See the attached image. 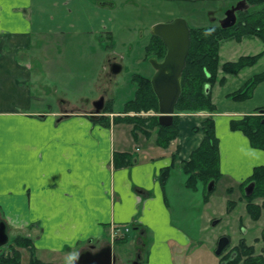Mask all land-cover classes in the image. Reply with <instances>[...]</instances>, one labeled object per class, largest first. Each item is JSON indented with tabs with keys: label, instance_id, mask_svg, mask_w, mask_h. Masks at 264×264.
Returning <instances> with one entry per match:
<instances>
[{
	"label": "crops",
	"instance_id": "0c3cea01",
	"mask_svg": "<svg viewBox=\"0 0 264 264\" xmlns=\"http://www.w3.org/2000/svg\"><path fill=\"white\" fill-rule=\"evenodd\" d=\"M55 1L0 0V219L12 240L30 239L36 254L75 257L105 243L119 249L118 243L131 237L122 227L130 225L137 235H149L141 264H177L178 257L186 263L192 239L177 224L165 185L177 169L183 177L172 193L183 195L179 205L186 209L181 163L202 140L203 132L193 128L202 120L178 115V136L161 147L156 136L133 131L131 123L91 112V102L82 96L72 102L56 90L52 95L47 55L56 56V48L45 44L63 34L51 9L62 0ZM261 90L264 81L250 98ZM244 104L232 100L212 116L219 136V180L228 178L231 187L264 164V149L230 128L231 119L254 114ZM261 107L264 101L255 113ZM15 248L21 253L24 247Z\"/></svg>",
	"mask_w": 264,
	"mask_h": 264
},
{
	"label": "rangeland",
	"instance_id": "374dc122",
	"mask_svg": "<svg viewBox=\"0 0 264 264\" xmlns=\"http://www.w3.org/2000/svg\"><path fill=\"white\" fill-rule=\"evenodd\" d=\"M226 1L228 5L235 0ZM53 2L56 4L55 0ZM221 4L222 0H62L61 4L51 9L53 15L59 18L57 21L62 22L63 34L60 35L59 40L45 44V47L56 48L54 50L56 56L50 53L47 55L49 92L52 95L56 92L61 93L72 102H75V97L79 95L83 97L84 102L90 101V104L104 96L103 107L99 112L103 119L112 118V121H115L118 117V120L127 122L131 118H140L141 130L157 137L158 128L155 119L158 109L125 108L129 100L136 97L137 83L141 84L145 78L150 79L154 71L150 60L145 59L147 55H153L155 52L158 54L157 58H163L166 53V47L165 49L162 47L161 39L152 36L151 28L155 23L183 17L190 30L195 27L216 29L217 25L209 21L207 11L211 9L217 11ZM52 24L49 22V25ZM87 34H89L88 39H84L86 37L82 36ZM154 41L159 42V48L156 47L155 51H147L148 53L144 51L145 47L151 46ZM145 44L147 45L144 47ZM261 51L263 54L256 65L243 68L238 73H227L222 69L224 62H235L240 56ZM216 54L218 66L213 71L216 79L209 89L215 106L214 111L185 112L175 109V117L187 113L189 115L187 121L188 118H194L193 120L197 122L207 117L213 119V114L217 112L216 108L223 110L229 107L232 101L229 98L231 93L245 85L252 75L264 70V42L257 37H244L239 41L222 39L219 41ZM113 56L123 59L121 70L117 74L109 72L108 57L113 60ZM53 90L56 92L53 93ZM263 101L264 93L261 90L255 97L245 101L244 107L256 112L258 108L254 109L255 106ZM88 109L91 112L95 111L92 105H89ZM255 112L254 114L260 115L258 117H264V113ZM218 119L221 118L218 116ZM201 122L195 126L196 130H200ZM131 124L133 127V123ZM216 136L219 138L218 135ZM179 175L181 174L178 170L173 169L171 173L173 180L165 185L167 200L177 224L187 230V236L192 242L190 255L185 256L187 262L182 263V258L178 257L177 264H221V261L230 254L235 255L238 252L237 246L241 242H244L246 247H254L253 256L263 254L264 240L261 232L264 227V208L261 209L257 219L248 213V201L244 196V187L248 183L246 185L239 183L238 186L231 187L228 178H223L213 185V191L209 194L208 184L204 185L197 180L195 188L187 187V208L181 209L179 201L184 199L183 195L172 193V190L179 191L175 184L178 178L183 177ZM263 200L264 197L258 196L251 201L252 204L261 206ZM214 219H218L216 224L212 222ZM128 232L131 233L130 240L122 244L118 243L119 249L116 245L113 246L116 264H120L123 260L125 264H133V261L140 263L144 258L149 235L141 237L130 228ZM221 236L229 237V244L222 253L216 255L214 251ZM9 243H12V236ZM4 249L5 253H9L7 246ZM29 252L28 248L21 249V264L29 263ZM34 255L44 262L55 264H60L68 258L70 262L66 264H73L76 257L74 253L66 258L46 255L42 252L36 254L35 250ZM245 258L246 256L243 255L241 261L236 264H243Z\"/></svg>",
	"mask_w": 264,
	"mask_h": 264
},
{
	"label": "trees",
	"instance_id": "16d2710c",
	"mask_svg": "<svg viewBox=\"0 0 264 264\" xmlns=\"http://www.w3.org/2000/svg\"><path fill=\"white\" fill-rule=\"evenodd\" d=\"M249 2L251 3L250 8L241 12L238 21L231 27L221 28L217 25L216 29L207 27L191 28L190 48L181 75V93L175 106L177 111H214L215 106L209 89L216 79L213 71L218 66L216 52L220 40L235 39L239 41L244 37H257L264 42V0H249ZM262 54L261 51L252 55L240 56L235 62H224L222 69L227 73H238L243 68L255 65ZM263 81L264 70L252 75L247 83L239 90L231 93L229 98L237 102L246 101L251 97L255 87ZM135 96V99L129 100V104L125 108L132 110L158 109L157 98L148 78H145L141 84L137 83ZM258 116L260 115L246 114L241 118L231 119L230 128L242 131L253 147L264 149V117ZM118 119L117 117L115 121H122ZM127 122L133 123V131H142L140 128L142 120L140 118H131ZM155 123L158 128L155 142L161 147H167L178 136L179 118L174 116L173 122L169 126L159 125L157 118ZM194 129L196 130L195 127ZM200 130L203 132L200 144L191 152L190 157L181 163L182 170L187 175V186L189 188H195L197 180L207 185L209 181L216 183L222 176L219 169L218 138L215 134L214 120L209 117L204 119L201 122ZM123 156L126 157V155ZM167 170H163L161 175L166 174ZM251 181L254 182L253 191L250 195L246 196L244 194V196L248 201V213L254 219H257L261 209L264 208V200L261 206L252 204L251 200L258 196L264 197V164L255 166L252 173L241 184L246 185ZM211 192L207 193L210 194ZM261 235L264 240V227ZM124 239L126 238H121V240ZM15 246L29 249L30 260L28 264H55L37 258L34 255L35 249H33L31 240L20 236L15 237L12 243L8 244L9 253L0 251V264H21V253ZM237 248L238 252L235 255L230 254L225 259L226 261L222 260L221 263L225 261L224 264H236L245 255L246 258L242 261L243 264H264V252L262 255L253 256L254 247H246L244 242H241Z\"/></svg>",
	"mask_w": 264,
	"mask_h": 264
},
{
	"label": "water",
	"instance_id": "95a60500",
	"mask_svg": "<svg viewBox=\"0 0 264 264\" xmlns=\"http://www.w3.org/2000/svg\"><path fill=\"white\" fill-rule=\"evenodd\" d=\"M245 0L236 3L229 9L226 17L220 20L222 28H227L235 24L236 11L241 9ZM151 31L158 36L166 46V53L161 61L150 58V63L155 69V73L150 79L151 87L158 101V123L161 126H169L173 122L175 106L181 93V75L185 67L186 57L190 48V28L185 18L175 17L170 21L155 23ZM111 72H120L119 63L111 64ZM95 112H100L103 107V98L93 102ZM264 113V110H260ZM214 182L208 183L207 190L213 189ZM254 182L248 183L244 192L250 195L253 191ZM217 220L213 222L216 224ZM9 240L8 229L5 221L0 219V247ZM229 243V237L221 236L217 241L215 254L219 255L223 248ZM73 264H116V256L112 252V245L106 243L98 249L92 251L90 248L82 249Z\"/></svg>",
	"mask_w": 264,
	"mask_h": 264
},
{
	"label": "flooded vegetation",
	"instance_id": "af4514ba",
	"mask_svg": "<svg viewBox=\"0 0 264 264\" xmlns=\"http://www.w3.org/2000/svg\"><path fill=\"white\" fill-rule=\"evenodd\" d=\"M239 1H241V0H235L234 2H231V3H229L228 5L226 4V0H222V4L218 7V9H217V11H214V10H208L207 11V15H208V19H209V21L211 22V23H215L216 25H219L220 27H221V25H220V20L221 19H223V18H225L226 17V13H227V11L229 10V9H231L232 7H234L235 5H236V3L237 2H239ZM246 2L245 3H243L242 4V6H241V9L240 10H237L235 13H236V21H238V16H239V14L241 13V12H244V11H246V10H248L249 8H250V6H251V3L249 2V0H245ZM152 33V32H151ZM152 36H154L156 39L158 38V39H160L158 36H156V35H154L153 33H152ZM148 44V43H147ZM147 44H145L144 45V47L147 45ZM162 47L165 49V45H164V43L162 42ZM156 47H158L159 48V42L158 41H154L153 43H151V46H149V47H145V50L144 51H155V49H156ZM147 52V53H148ZM157 53H155L154 52V54L153 55H147V57L145 58V59H148V61L150 60V58H155L157 61H161L163 58H157ZM113 58V60L112 59H110V57H109V62H108V67H109V72H110V74H112V72H111V64L112 63H119L120 65L122 64V61H123V59L120 57L119 59H117V57L116 56H113L112 57ZM151 64V63H150ZM152 65V64H151ZM153 67V66H152ZM153 69H154V67H153ZM154 72H155V69H154V71H153V73L151 74V76L154 74ZM151 78V77H150ZM95 102V101H94ZM88 248H90L92 251H94L96 248L92 245V246H89ZM137 261H133V264L134 263H136ZM120 264H124V263H120Z\"/></svg>",
	"mask_w": 264,
	"mask_h": 264
},
{
	"label": "built area",
	"instance_id": "2783aa9c",
	"mask_svg": "<svg viewBox=\"0 0 264 264\" xmlns=\"http://www.w3.org/2000/svg\"><path fill=\"white\" fill-rule=\"evenodd\" d=\"M127 230V229H126Z\"/></svg>",
	"mask_w": 264,
	"mask_h": 264
}]
</instances>
